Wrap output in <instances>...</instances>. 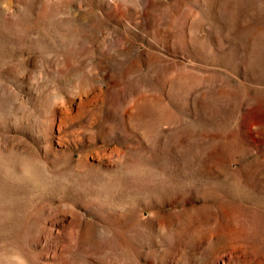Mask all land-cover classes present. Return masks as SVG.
I'll return each mask as SVG.
<instances>
[{
  "label": "rangeland",
  "instance_id": "374dc122",
  "mask_svg": "<svg viewBox=\"0 0 264 264\" xmlns=\"http://www.w3.org/2000/svg\"><path fill=\"white\" fill-rule=\"evenodd\" d=\"M0 264H264V0H0Z\"/></svg>",
  "mask_w": 264,
  "mask_h": 264
}]
</instances>
